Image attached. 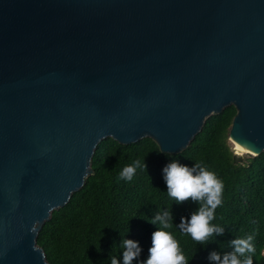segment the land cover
Here are the masks:
<instances>
[{"label":"water","instance_id":"water-1","mask_svg":"<svg viewBox=\"0 0 264 264\" xmlns=\"http://www.w3.org/2000/svg\"><path fill=\"white\" fill-rule=\"evenodd\" d=\"M229 105L226 143L263 152L264 0H0V264H49L101 140L177 154Z\"/></svg>","mask_w":264,"mask_h":264},{"label":"trees","instance_id":"trees-1","mask_svg":"<svg viewBox=\"0 0 264 264\" xmlns=\"http://www.w3.org/2000/svg\"><path fill=\"white\" fill-rule=\"evenodd\" d=\"M235 114V107L229 105L207 117L202 129L177 154L161 152L150 137L130 144L110 137L101 140L83 186L63 207L53 209L38 231L36 244L47 262L111 264L115 256L123 264L122 241L133 239L142 251L132 264H141L148 257L151 234L159 227L149 221L157 212L171 211L173 227L167 231L179 241L188 264H215L209 259L211 252L223 259L233 250L231 240L249 235L256 249L251 254L253 264H264V151L243 157L229 148L233 144L226 140ZM137 159L146 170L138 169L131 181L120 179L122 169ZM173 160L190 168L200 164L223 183L222 204L211 222L223 234L214 233L205 244H198L176 226L199 205L178 204L168 196L163 168Z\"/></svg>","mask_w":264,"mask_h":264},{"label":"clouds","instance_id":"clouds-1","mask_svg":"<svg viewBox=\"0 0 264 264\" xmlns=\"http://www.w3.org/2000/svg\"><path fill=\"white\" fill-rule=\"evenodd\" d=\"M140 168L146 170V165L137 159L122 169L120 179L131 181ZM163 174L169 197L178 204L192 201L199 205L190 217L180 218V223L176 225L180 232L189 235L198 244H205L214 233L222 235L223 229L211 223L215 219V210L222 204L223 183L216 174L200 164L190 168L175 160L163 168ZM149 222L159 227L151 234L148 257L141 264H188L189 259L181 250L179 241L167 231L173 227L172 212H157ZM252 241V235L233 239L230 242L233 250L226 252L223 259L215 251L209 254V259L215 264H253L251 254L256 249ZM122 248L123 264H132L141 255L142 249L136 240L124 239ZM111 264H119L115 256L111 258Z\"/></svg>","mask_w":264,"mask_h":264},{"label":"bare ground","instance_id":"bare-ground-1","mask_svg":"<svg viewBox=\"0 0 264 264\" xmlns=\"http://www.w3.org/2000/svg\"><path fill=\"white\" fill-rule=\"evenodd\" d=\"M233 146H234L233 149L237 154L243 155L242 153H249L250 152V151L243 149L242 147H240L236 143H233Z\"/></svg>","mask_w":264,"mask_h":264},{"label":"rangeland","instance_id":"rangeland-1","mask_svg":"<svg viewBox=\"0 0 264 264\" xmlns=\"http://www.w3.org/2000/svg\"><path fill=\"white\" fill-rule=\"evenodd\" d=\"M231 144H232V142H231ZM242 154H243V155H241V156L245 157L246 153H242Z\"/></svg>","mask_w":264,"mask_h":264}]
</instances>
